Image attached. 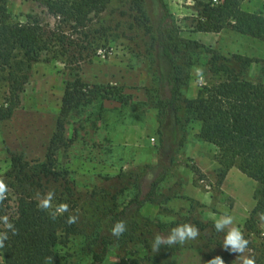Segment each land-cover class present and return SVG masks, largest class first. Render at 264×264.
<instances>
[{
	"label": "rangeland",
	"instance_id": "rangeland-1",
	"mask_svg": "<svg viewBox=\"0 0 264 264\" xmlns=\"http://www.w3.org/2000/svg\"><path fill=\"white\" fill-rule=\"evenodd\" d=\"M165 1L182 37L197 40L226 57L251 58L254 61L245 77L264 84V41L229 28L220 32L198 31L200 0ZM123 2L126 5L117 3L115 10L103 15L107 41L97 48L76 56L70 52L45 53L41 60L32 63L25 83L12 81L9 74L0 72V107L17 101L12 115L0 118V182L5 186L4 173L11 167V152L22 154L31 164L46 160L68 84L80 77L89 86L83 89L85 98L74 104L66 116L65 137L70 142L56 150V159L59 169L68 170V178L78 193L77 202L66 205L71 212H78V218L91 230L95 229L100 211L122 209L138 186L146 189L157 174V169L147 168L148 164L157 163L160 146L157 111L151 100L160 89L159 77L154 74L155 52L149 46L152 34L145 21L137 19L132 4ZM7 3L14 22L25 20L31 13L45 25L56 24V18L35 0ZM144 7L149 23L155 25L162 11L159 1L144 0ZM242 7L264 13V0H242ZM98 24L96 17L92 27H99ZM76 36L81 44L87 41L82 34ZM206 47H197L192 53L189 77L182 87L184 97L194 98L207 85L223 78L221 72L214 70L212 54ZM97 86L96 95L88 90ZM186 111L181 113L186 144L158 189L159 203L145 204L142 212L170 225L160 231L161 237L170 234L175 221L181 222L177 227L193 226L194 219L216 221L230 215L233 223L225 229H238L248 241L243 253L230 251V264H244L246 259L260 264L264 219L258 214L255 227L250 229L247 225L256 205L259 183L236 165L220 182L219 147L202 138L200 121ZM243 127L246 133L264 141V123L244 122ZM8 191L14 199L13 191ZM1 233L0 227V236ZM62 238L66 242L57 245L59 257L52 264H88L83 234L66 238L63 233ZM145 254L142 243L122 241L110 248L102 264H130L131 258H143ZM157 254V264H201L204 258L200 250L184 246L176 252L160 249Z\"/></svg>",
	"mask_w": 264,
	"mask_h": 264
},
{
	"label": "trees",
	"instance_id": "trees-1",
	"mask_svg": "<svg viewBox=\"0 0 264 264\" xmlns=\"http://www.w3.org/2000/svg\"><path fill=\"white\" fill-rule=\"evenodd\" d=\"M56 18L52 27L45 25L36 15L27 14L23 21H12L7 0H0V72L9 74L15 82L25 83L33 62L42 59L45 53L70 52L73 56L83 55L100 43L107 41L103 15L117 6L126 5L123 0H35ZM161 16L156 24L150 19L144 7V0H128L136 9L137 19L144 20L147 31L151 32L150 50L154 51V74L159 77L160 89L151 97L157 111L159 150L155 165L156 176L144 189L141 185L135 195L122 209L108 208L100 211L95 229L78 218V212L60 213V205L77 202L78 195L68 170L57 166L56 150L68 146L65 137V119L72 106L86 96L85 84L80 77L71 81L65 92L62 114L58 117L56 130L50 140L46 160L31 164L22 154L11 152V167L5 171L6 188L9 191L0 199L1 236L7 235L1 248L3 259L0 264H52L59 257L57 245L66 242L72 234H83L84 249L89 257L88 264H102L110 248L124 242H140L145 247L143 258H131L130 264H157L158 252L151 243L160 231L170 226L159 219H153L142 212L147 203H159L158 189L175 164L178 153L187 140L186 128L181 113H193L201 123L203 139L215 143L220 150L221 182L229 169L236 165L247 176L259 183L255 193L256 205L247 221L248 228L255 227L256 215H264V141L245 132L244 122L264 123V84L245 77L251 58L236 55L226 57L214 49L207 48L197 40L187 39L179 34L172 14L165 0H158ZM119 3V4H117ZM199 17L196 30L220 32L229 28L264 41V13L252 12L242 7V0L198 1ZM99 27H92L94 18ZM101 18L103 20H101ZM149 33V32H148ZM77 34L87 38L84 43L77 41ZM197 47H206L212 54L214 70L223 78L207 85L194 98L184 97L182 87L188 80V67L192 64V53ZM95 88V87H94ZM89 91L97 93L98 86ZM17 101L9 107H0V118L12 115ZM53 193L50 207L44 209L43 201ZM56 219H52V214ZM69 216H76V222L68 224ZM123 221L127 230L120 237L112 234L114 225ZM180 221L172 226L177 227ZM188 221H186L187 223ZM198 236L188 242L172 246L161 245L165 252H176L182 246L194 248L203 253L201 264L219 256L224 264H230V250L223 247L226 232H218L215 221L193 220ZM9 225L12 227L10 228ZM230 248V246H229ZM258 258L264 264V248Z\"/></svg>",
	"mask_w": 264,
	"mask_h": 264
},
{
	"label": "clouds",
	"instance_id": "clouds-1",
	"mask_svg": "<svg viewBox=\"0 0 264 264\" xmlns=\"http://www.w3.org/2000/svg\"><path fill=\"white\" fill-rule=\"evenodd\" d=\"M6 192V186L3 182H0V199H3V195ZM53 193H49L47 198L43 201L42 207L47 209L50 207V201L52 200ZM60 213L67 212L68 206L66 204L60 205L57 209ZM52 219H56V214H52ZM76 216H69L67 219L68 224H73L76 222ZM264 219V215H262ZM233 223V219L230 215H223L219 217L214 224L215 229L220 232L224 231L225 228ZM11 228L12 226L9 225ZM127 230V226L123 221L117 222L112 228V234L116 237H120ZM198 229L195 227L185 224L178 226L170 232L167 237H161L160 235L155 236L154 240L151 243V248L154 252L160 250L161 245L172 246L175 244H183L188 239H194L198 236ZM7 239V235L0 236V248L3 247V241ZM248 241L243 238L242 234L236 228H230L225 235L223 247L230 251H236L243 253L247 247ZM230 246V248H229ZM210 264H224L223 260L217 256L210 261ZM244 264H254L253 259H246Z\"/></svg>",
	"mask_w": 264,
	"mask_h": 264
}]
</instances>
